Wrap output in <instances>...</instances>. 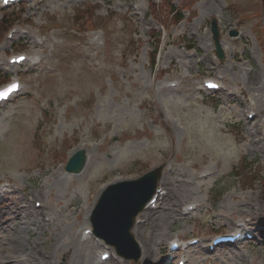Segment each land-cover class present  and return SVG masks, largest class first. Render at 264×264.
Masks as SVG:
<instances>
[{
	"label": "rangeland",
	"instance_id": "rangeland-1",
	"mask_svg": "<svg viewBox=\"0 0 264 264\" xmlns=\"http://www.w3.org/2000/svg\"><path fill=\"white\" fill-rule=\"evenodd\" d=\"M165 1L170 0H34L7 16L0 12V26L4 22L7 28L30 31L34 39L45 35L56 42L44 53L26 39L7 41V29L0 37V62L7 65V57L21 51L36 53L43 62L32 71H0L1 78H20L28 85L0 109V184L23 190L13 200L29 201L34 209L37 202L46 206L52 221L44 237L31 227L27 238L31 243L41 239L43 255L92 227L88 210L104 188L157 168L162 169L158 185L173 169L174 191L196 194H179L177 212L185 204L201 206L189 219L173 215L166 205V213L158 212L161 219L173 218L163 229L168 241L162 254L172 239L206 240L249 220L264 224V143L256 144L248 127L264 134V1L195 0L181 26L170 25L164 9L159 17L152 14L151 4ZM171 1L178 10L186 3ZM90 17L93 23L82 26ZM214 19L224 46L222 62L211 48ZM232 31L244 33L241 41L228 36ZM90 41H96V49L89 48ZM165 42L169 58L164 55L159 71L153 55ZM218 77L235 97L204 93L203 81ZM174 79L182 82L180 91L155 93L160 81ZM251 111L257 118L249 122L244 112ZM79 148L90 158V171L59 198L48 190L37 197L56 175H65L70 152ZM202 172L213 175L195 181ZM65 257L62 253L57 264ZM189 261L264 264V242L246 244L241 251L225 247L214 255L192 253Z\"/></svg>",
	"mask_w": 264,
	"mask_h": 264
},
{
	"label": "bare ground",
	"instance_id": "bare-ground-1",
	"mask_svg": "<svg viewBox=\"0 0 264 264\" xmlns=\"http://www.w3.org/2000/svg\"><path fill=\"white\" fill-rule=\"evenodd\" d=\"M46 42L47 41H43L38 45H41L42 48ZM212 47L213 45H211V48ZM166 56L169 58V54ZM3 66L4 64H0V67ZM225 96L227 100L230 99L229 97H235L231 96V94H225ZM248 127L252 128L250 129V135L251 138L255 140V143L263 144L264 134H262L261 129H257L251 124H249ZM259 137H262L263 140ZM73 153L74 151H72L70 155ZM87 166L85 169L86 173L90 171V166ZM86 173L83 176H85ZM172 173L173 169H171L169 174H167L161 180V186L163 188L162 190L166 191V195L163 197L158 195L159 199L157 204L159 203L160 205L157 207L158 210L155 211V209L148 207L146 211L137 217V222L132 229L133 239L135 242H137V244H139V252H141L140 259L145 264H157L159 259H157L156 256H158L157 254L161 253L162 247L168 241L163 229H166L165 226H169V222L172 221L173 218L166 217L165 219H161L162 217L160 218L158 214L159 210L160 212L162 211L163 213H166L167 210H163V207L166 205L167 208H172L174 210L172 214L174 215L175 212L177 217L189 219V217L192 215L191 214L190 216L188 215L186 217L185 213L180 209L177 212V203L181 201L179 199V194L183 196H189V198H193V196L196 194L192 190L188 191L187 193L175 192L174 184L176 182L172 175H170ZM167 176H169V178H166ZM76 177H81V175H70L65 177L62 174H59L54 177L55 181L52 184L48 185L46 189H43V191L38 193L36 196L44 197L47 193V190L50 192L56 191L61 193L63 192L62 190H64V187H67L65 185L74 179L76 180ZM196 181L200 182L199 178H196ZM119 182L120 180L116 181V183ZM11 191L12 189L5 188L0 192V208L3 210V213L1 214L2 220L0 221V264H57L58 259L62 257V253L66 255L65 264H104L99 262L95 255V251L102 249V246H100L98 243H95L93 237H87L85 239L84 236L82 237V235L78 234L68 236L62 246H59L58 244L52 245L53 249H51L50 256L53 257L52 260L54 261L46 260V257H44L42 252L38 250V247L42 245L41 239L36 238L34 243H31L27 238L31 227H34L39 231L41 230V235L44 237V234L47 231L50 222L52 221L49 211L46 209V206L36 210L32 208L29 201L26 202L20 198L13 200L14 197L19 196L20 193ZM99 195L100 194L94 198L95 201L93 206L97 203ZM93 206L88 210L89 214L92 213ZM262 222L263 221H260L256 224L257 227H259L257 229L264 230L263 225H261ZM86 224L87 223H83L81 226ZM147 226L148 229H146ZM258 236L264 241V233L258 231ZM104 254H102L101 257ZM171 255L173 256L174 254ZM110 259L111 260H109V263L111 264H121L119 259L115 260L113 257Z\"/></svg>",
	"mask_w": 264,
	"mask_h": 264
},
{
	"label": "water",
	"instance_id": "water-1",
	"mask_svg": "<svg viewBox=\"0 0 264 264\" xmlns=\"http://www.w3.org/2000/svg\"><path fill=\"white\" fill-rule=\"evenodd\" d=\"M212 32L214 34V43L215 48L217 50V53L221 58H223V53L221 50V46L219 43V32L217 30V22L214 21L212 24ZM74 163V161H73ZM159 171L153 172L152 174L148 175L146 177V183H149V192L147 197L144 196V192L139 190L136 193V196L133 197L131 202L125 206L123 210L119 212V215H117L118 211H110L109 208L104 209V205L106 202V198L111 194L113 190H110L105 194V196L102 199V202L96 209V214H105L108 215V217L112 220H109V228L113 232L115 236H118L119 238L122 237L125 241L131 242V236L129 229L132 227L134 223V218L136 217V214L141 210V208L146 204L147 200L149 199L150 195L155 190L157 178H158ZM114 189H116L114 187Z\"/></svg>",
	"mask_w": 264,
	"mask_h": 264
},
{
	"label": "trees",
	"instance_id": "trees-1",
	"mask_svg": "<svg viewBox=\"0 0 264 264\" xmlns=\"http://www.w3.org/2000/svg\"><path fill=\"white\" fill-rule=\"evenodd\" d=\"M88 15H89V16H92V13H91V14L88 13ZM87 22L89 23L90 21H87Z\"/></svg>",
	"mask_w": 264,
	"mask_h": 264
}]
</instances>
